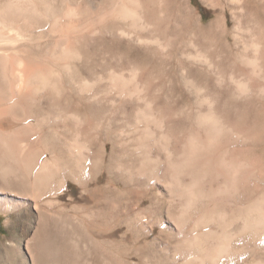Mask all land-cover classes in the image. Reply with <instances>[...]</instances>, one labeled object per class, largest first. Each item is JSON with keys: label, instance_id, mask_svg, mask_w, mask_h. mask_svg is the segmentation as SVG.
I'll return each mask as SVG.
<instances>
[{"label": "bare ground", "instance_id": "obj_1", "mask_svg": "<svg viewBox=\"0 0 264 264\" xmlns=\"http://www.w3.org/2000/svg\"><path fill=\"white\" fill-rule=\"evenodd\" d=\"M203 2L216 15L212 24L232 35L234 65L214 78L211 60L195 58L210 72L198 75L205 136L175 159L166 117L123 59L128 50L136 61L138 44L157 40L146 33L145 0H0V212H14L13 227L36 222L23 245L0 239V247L22 264H89L78 253L69 262L52 257L58 240L82 249L79 233L89 243L127 244L135 260L124 264H264V181L240 160L250 137L231 123L236 111L264 110L262 46L250 25L264 15V0ZM97 37L114 62L86 63L83 42ZM218 100H232L231 108L216 113ZM128 102L136 107L133 158L115 161L127 139ZM232 145L238 154L226 159ZM70 181L80 191L63 202Z\"/></svg>", "mask_w": 264, "mask_h": 264}, {"label": "rangeland", "instance_id": "obj_2", "mask_svg": "<svg viewBox=\"0 0 264 264\" xmlns=\"http://www.w3.org/2000/svg\"><path fill=\"white\" fill-rule=\"evenodd\" d=\"M145 2L148 7L147 18L152 25H150L146 33L153 35L157 40L153 44H138L140 55L136 61L132 58L128 50H126L123 54L125 69L128 70L130 66H136L138 68V77L144 87L147 100L151 102V106L155 112H160L156 113L157 116L166 117V129L168 128L166 132L171 134L172 141L175 145L174 157L178 156L175 159H182L187 142L190 139L202 141L205 136L202 124L198 123L200 122L198 120L201 118V113L205 111V106L202 103L204 91L201 88L203 87V80L198 75L201 72L208 73L209 70L199 67L198 63L194 64L196 63L197 55H199L198 57L207 58L209 61L211 60L214 66L211 69V73L214 78H216V75H221L220 78L224 79L231 71L230 68L234 65L231 59L232 50L229 47V44L232 42V35L229 34L226 36L221 29L212 24L216 15L213 13L211 5L205 4L203 0H186V3H184V0H145ZM250 25L253 26L254 36H256L255 40L260 41L259 43L262 46L260 56L261 63L264 65V15L259 16V19L254 23H250ZM249 40L250 37L246 36L245 42H250ZM92 41L93 43L89 39H86L83 42L86 63H89L91 66L100 65L101 61L105 58L103 56H107L106 59L110 62L115 61V52L109 50L110 47L106 49L102 48L99 37L95 41ZM126 73L128 75L129 72L127 71ZM219 83L222 85L220 87L217 84L218 92L211 89L210 93L212 97H217L219 91L223 88L224 84ZM142 105L144 108L145 104L143 102ZM231 106L232 100L228 101L225 105L218 100L214 104V109L216 113L221 114L225 110H229ZM125 112L123 126L126 127L124 130L127 139L124 149H122L123 151H115L114 160L117 161L120 156L124 155L123 158L125 159L123 160L127 162L133 158L134 142L133 144L127 142L134 141V134L132 136L133 138H130L132 135L130 132L136 124V116L134 113L136 112V107L129 103L126 105ZM235 113H233L231 118L233 130L237 128L243 129L245 127L243 130L247 134V137H250L248 139L250 146L241 151L242 153L239 155L240 160L242 159V162H247V164L254 167L257 178L264 181V110L262 108L258 116L253 111L246 110L236 111ZM113 121L114 119H111L112 126L114 125ZM130 123L132 125H129ZM127 129L130 131H126ZM129 134L131 135L129 136ZM232 147L229 148L226 159L235 153L238 154L235 145H232ZM208 178L206 177V179ZM185 179H188L185 180L188 182L190 176L185 174ZM219 180L222 182V176ZM79 191V186L70 181L62 201L66 202L69 193L77 195ZM72 205L75 204H69L66 207L70 215V207ZM13 216H15L14 212H0V239L5 241L10 240L13 244L20 242L23 245L35 230V218H22L13 227L8 225L9 218ZM167 224L170 225V223ZM73 231H71L73 236L74 234L78 235L79 232L77 233V229L74 228ZM158 231L159 228L157 226L155 233ZM69 234L66 235L67 238ZM79 236L82 249H73L70 244H65L58 240L57 244H60V247L53 251L52 257L60 260V262L64 260L69 262L72 258L74 259V254L78 253L82 261H86L89 264H124L122 261L124 258L130 259V261L135 260L134 252L127 244H119L118 242L89 243L80 233ZM20 263V256L14 251L7 246L0 247V264Z\"/></svg>", "mask_w": 264, "mask_h": 264}]
</instances>
